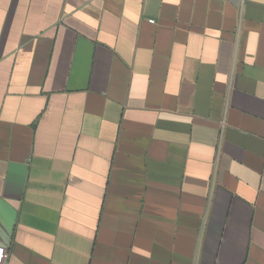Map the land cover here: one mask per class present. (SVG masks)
Listing matches in <instances>:
<instances>
[{
  "label": "crops",
  "instance_id": "crops-1",
  "mask_svg": "<svg viewBox=\"0 0 264 264\" xmlns=\"http://www.w3.org/2000/svg\"><path fill=\"white\" fill-rule=\"evenodd\" d=\"M0 249L264 264V0H0Z\"/></svg>",
  "mask_w": 264,
  "mask_h": 264
},
{
  "label": "built area",
  "instance_id": "built-area-1",
  "mask_svg": "<svg viewBox=\"0 0 264 264\" xmlns=\"http://www.w3.org/2000/svg\"><path fill=\"white\" fill-rule=\"evenodd\" d=\"M149 23L153 24L154 21L150 20ZM7 258L6 253L4 252L3 249H0V264Z\"/></svg>",
  "mask_w": 264,
  "mask_h": 264
}]
</instances>
